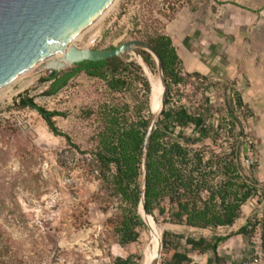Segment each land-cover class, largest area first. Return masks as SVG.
I'll list each match as a JSON object with an SVG mask.
<instances>
[{"label":"rangeland","instance_id":"rangeland-1","mask_svg":"<svg viewBox=\"0 0 264 264\" xmlns=\"http://www.w3.org/2000/svg\"><path fill=\"white\" fill-rule=\"evenodd\" d=\"M178 24L187 26L183 29L184 39L182 35L177 39L172 32ZM156 31L173 38L179 49L187 45L205 66L218 56V69L225 73L233 68L231 76L222 72L200 74L202 78L216 79L208 81V85L186 76L185 84L172 88L171 103L166 108L183 106L193 114L204 113L210 126L221 124L223 130L217 143L207 139L205 145L219 155L236 141L243 173L255 188L264 185L260 181L264 175V111L252 105L250 95L247 94L249 101L245 99L249 88L246 79L241 84L242 75L249 73L248 67L264 71V0H118L108 14L74 42L78 49L105 51L131 41L147 43L148 34ZM141 52L152 56V67L145 63ZM57 58L41 61L0 89V264H114L118 257H133L137 264H164L176 252L187 253L191 264H247L245 254L236 255L235 236L219 246L220 260L213 252L200 254L186 243L188 238L212 241L233 232L142 218L141 206L138 241L119 244L116 228L124 206L109 198V192L103 189L91 165V154H80L64 136L55 135L38 112L18 108V98L28 92L39 106L64 114L54 118L56 127L82 151L90 153L104 128L107 106L134 107L144 100L143 87L136 79L130 90L115 93L105 82L81 74L56 96H44L49 84L40 80L56 71L51 64ZM119 58L141 68V73L136 74L145 77L151 87L143 116L150 121L152 115H159V121L164 89L160 103L153 108L150 79L162 82L158 61L139 45ZM237 94L244 98L243 107L235 105ZM232 126L234 136L229 133ZM185 134L197 137L193 128L185 129ZM165 232L181 239L173 238L171 247L164 251ZM245 243L239 247H247ZM154 249L158 259L151 263Z\"/></svg>","mask_w":264,"mask_h":264},{"label":"trees","instance_id":"trees-1","mask_svg":"<svg viewBox=\"0 0 264 264\" xmlns=\"http://www.w3.org/2000/svg\"><path fill=\"white\" fill-rule=\"evenodd\" d=\"M147 44L160 56L166 79L164 109L147 151L145 140L149 119L143 116V112L149 102L150 83L141 74H136L137 71L141 73L140 67L126 63L119 57L75 64L65 71H53L40 80V83L49 84L48 90L43 93L48 97L59 94L72 79L81 74L105 82L109 90L115 93L130 90L136 79L140 81L143 102L134 107L108 105L103 118L104 128L97 135L96 148L90 153L82 151L80 146L74 144L68 135L61 133L56 127L54 118L64 114L39 106L34 98L29 97L28 92L18 98V108H29L38 112L55 135L64 136L69 145L80 154H91V165L103 189L109 192V198L120 201L124 206L121 221L116 228L121 246L136 243L140 237L137 229L141 227L142 219L138 211L143 198L147 213L143 212V215L146 217L162 218L166 223L188 228L218 230L233 227L241 216L242 206L256 193V189L242 171L236 141L229 144L219 155L205 145L207 139L217 143L216 139L223 130L221 124L218 127L210 126L204 113L193 114L183 106L166 108L171 103L174 86L185 84L187 77L204 78L200 74H184L182 60L173 40L163 32L148 34ZM141 56L148 66L154 65L150 54L141 52ZM235 105H244L238 94ZM188 128H193L196 138L185 134V129ZM234 129L235 126H232L229 131L231 135ZM200 144L203 146L199 147ZM145 157L147 180L144 190ZM236 235L250 237L251 231L245 227ZM233 236L215 238L212 241L188 238L186 243L193 251L200 254L213 252L217 260H220L219 246ZM173 238L181 239L169 232L164 233V251L171 247ZM191 263L189 255L180 252L174 253L171 260L164 262ZM114 264L137 263L133 257H118Z\"/></svg>","mask_w":264,"mask_h":264},{"label":"water","instance_id":"water-1","mask_svg":"<svg viewBox=\"0 0 264 264\" xmlns=\"http://www.w3.org/2000/svg\"><path fill=\"white\" fill-rule=\"evenodd\" d=\"M117 0H0V89L41 61L53 58L56 71L83 62H101L121 57L139 45L158 61L166 92L162 60L147 43L131 41L105 51L78 49L73 42L93 27ZM72 43V44H71ZM62 61L64 63H62ZM50 65V64H49ZM159 116V115H158ZM158 116L152 115L145 140L147 151ZM147 158H144L143 188H146ZM145 211V202L141 204ZM147 214V213H146ZM163 246L160 250L162 254Z\"/></svg>","mask_w":264,"mask_h":264},{"label":"crops","instance_id":"crops-1","mask_svg":"<svg viewBox=\"0 0 264 264\" xmlns=\"http://www.w3.org/2000/svg\"><path fill=\"white\" fill-rule=\"evenodd\" d=\"M187 26L185 24H178L177 26L175 25V27H173L172 32H175L176 36L178 37L177 39L181 38V35L183 36V39L186 37V31H183V29H186ZM173 39V38H171ZM176 49L178 51V54L182 60V66L183 68H185V71H187L188 73H196V74H208V73H218L220 74L222 71L220 69H218V66H220L219 62H217L216 58L218 57H213L214 60H212L211 62H209L207 64V66H205L201 61H199V59H197L194 57L195 54L193 55L192 53H190L188 51V46L186 45L184 48L181 47V49L178 48V46H176ZM215 54H217L215 52ZM199 58V56H198ZM210 65V66H209ZM250 68H252L253 71H250ZM248 67L249 69V73H246V76H244V74L242 75V80H241V84L244 85V80L246 79V81L248 82L249 88L246 91V96L245 99L247 98L248 100V95H250L251 99H252V105L256 106L257 109H260L261 111H264V71L262 72V70H257L254 71V69H256L254 66L253 67ZM224 73V72H222ZM233 75L234 74V70L233 68L229 67V69L227 70V72H225L222 75ZM248 94V95H247ZM244 101V98H243ZM249 101V100H248ZM263 130H262V134L264 135V122H263ZM263 170H264V163L262 164ZM244 175L248 178L249 182H251L252 186L254 187V184L252 183V181H250L249 176L247 174L244 173ZM261 178V182H264V175L262 174L260 176ZM255 188V187H254ZM257 188V189H256ZM256 193H261L262 197L264 199V185H261L256 187ZM249 209V211L247 210ZM251 215V210L249 207H245L242 208V213L240 218L236 221V223L234 224L233 227L227 228V230L233 232L234 236L237 237L236 240V255H241L243 256L245 254V256L247 257V262L250 259V255H251V246L248 237H243V235H236L238 234V232L246 227V222L248 220V217ZM233 236V237H234ZM246 242V243H245ZM242 243L247 244V247L245 246V248L243 247V249H241L239 246H241Z\"/></svg>","mask_w":264,"mask_h":264},{"label":"built area","instance_id":"built-area-1","mask_svg":"<svg viewBox=\"0 0 264 264\" xmlns=\"http://www.w3.org/2000/svg\"><path fill=\"white\" fill-rule=\"evenodd\" d=\"M193 80L201 85H208V81H216L214 78H193ZM245 207H249L251 210V215L246 222V228L251 231V255L247 264H264V199L262 194L255 193V195L242 206V208Z\"/></svg>","mask_w":264,"mask_h":264},{"label":"bare ground","instance_id":"bare-ground-1","mask_svg":"<svg viewBox=\"0 0 264 264\" xmlns=\"http://www.w3.org/2000/svg\"><path fill=\"white\" fill-rule=\"evenodd\" d=\"M118 0L113 4V6L108 10V12L117 4ZM108 12L106 14H108ZM105 14V15H106ZM104 15V16H105ZM75 42H73L74 44ZM72 44V43H71ZM56 58L58 57V55L55 56ZM54 58V57H53ZM53 58L51 59L53 61ZM38 65V64H37ZM40 65V64H39ZM37 69V67H36ZM30 71V70H29ZM32 72V71H31ZM151 79V84H152V98H151V103H152V106L153 108H156V106L160 103V100H161V96H162V93H163V89H164V85L162 84V82H156L152 77L150 78ZM1 98V97H0ZM141 214H142V217H145L147 218L146 216L143 215V210L141 208ZM150 219V218H149ZM148 223L150 224L151 222L148 220ZM153 223V222H152ZM151 225V229H153V226L152 224ZM155 228V227H154ZM158 247V246H157ZM157 249H154L153 251V254L151 255L149 261L152 263L153 261H155V259H158L156 258L157 257Z\"/></svg>","mask_w":264,"mask_h":264}]
</instances>
